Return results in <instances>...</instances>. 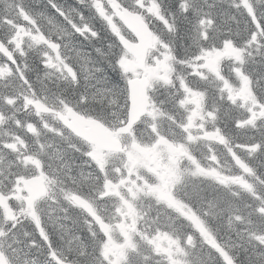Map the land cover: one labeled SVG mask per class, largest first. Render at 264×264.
Segmentation results:
<instances>
[{
    "label": "bare ground",
    "instance_id": "1",
    "mask_svg": "<svg viewBox=\"0 0 264 264\" xmlns=\"http://www.w3.org/2000/svg\"><path fill=\"white\" fill-rule=\"evenodd\" d=\"M135 1L139 3V0ZM177 1L181 3L186 0ZM48 2V0H0V32H2L3 35L11 32L5 22L6 18L9 17V14H15L18 11H25V9L27 11L33 12L35 7L36 9L38 8V6L44 7L45 3ZM216 2L218 4H221V6L217 7L215 10H212L210 13L211 17L215 21V24H208L206 21L204 22L208 27L211 28V31L208 34H204L200 29L196 28L197 26L194 27L187 38L189 39V47L187 50L181 51L182 57L179 62L183 66L188 68L189 66L195 65L198 62L197 60L200 56V53L206 48L207 43L209 41L211 43L213 39L216 42L217 38L220 43L227 41H239L243 48H247L248 50V54L251 59L250 64L252 70H254L257 74L264 73L263 42L256 36L257 30H264V28L260 27V18L264 17V0L254 1V3L256 4L249 10L245 7L239 8L235 3H233L235 2L234 0L231 1L232 3L226 2L224 0H217ZM191 4L194 6H198V4L195 2H192ZM249 17L252 18L251 21L249 20ZM81 19L82 21L86 22V25L91 30L96 32L97 29H95V27H93L92 25L96 22V20H93L88 12H84L83 16H81ZM252 22H255L257 27L256 31L252 33L251 39H249V32L251 30ZM203 35H207L209 38L204 39L202 38ZM68 43L73 45L72 40H68ZM114 54L117 57L118 55H120V53L117 52H115ZM99 73V71L93 73L94 80L100 86L105 87L103 85H105L106 78H98ZM3 84L10 88L13 87V81H10L8 77L6 78V82H4ZM30 89L33 91H31V97L33 98L37 95L36 93H34L37 92V89L34 87H30ZM112 90H114V88H106L105 93L109 94ZM38 91L40 92V90ZM29 97L30 91L21 86L20 83H18V85H16L11 91L7 92V94L3 93L2 83H0V110L4 111L7 114L9 113V115L12 116H18L19 113H21L22 116L15 118L17 119V121H27L22 112L23 106L27 104ZM5 99L6 102L8 100H15L17 104L14 106H9L5 103ZM4 133L5 134L2 135V138L7 139V146L3 148L2 160L4 161V164L7 165V170H9V173H11L10 171L14 169L13 163L18 162L24 164L26 159L31 160L32 157L29 155V153L33 150L40 149V146L45 142V140L49 142L48 136L44 135L43 138L32 140V142L28 144L27 151L25 153L19 148H15V151H10L8 149L9 137L13 136V132L11 130L5 129ZM82 135H85V138L87 139H89V137H92V135L88 134L85 131H82ZM49 157H51L52 161H56V157L58 156L57 154L55 155L54 150H52L49 153ZM70 157L72 158V160H74L75 163L79 164L78 158H76L75 156L73 158L72 155H70ZM75 169V167L72 169V173H74ZM64 170L69 171L67 167H64ZM36 173L38 174L28 176L26 180L30 182H34L35 180L38 183L41 182L46 189L47 182L44 180V178L47 176L44 173V169H42V171H37ZM80 179L84 183L89 182V177L87 175H80ZM182 185L183 188H185L189 192H192L194 190L192 184L187 180H184ZM195 191L205 192L206 187L204 188L201 185H197ZM94 193L95 191L93 190V194ZM228 194L234 197L227 200L228 202L231 201L234 206L240 207L241 205H249L247 197L242 195L241 193L239 194L233 190H228ZM217 198H219V202H217ZM217 198H212L205 204L197 205L199 206L198 210H200L206 217H212L215 213L225 211V198ZM26 205H29V203H26ZM48 216L50 226L54 227L58 231L60 230L59 233L54 234L56 238L53 239H55L56 244H59L60 241H63L64 245H68L72 242H77V245L80 248L86 250L85 252H83L84 254L93 256L97 252V250L99 249L97 246V238L94 236L92 237L89 233L86 232L84 222H82L83 215L77 213L72 207L65 206L57 208L53 212L49 211ZM228 217V221L226 223L224 222L222 225H219L220 227L217 230L218 237L222 241H226L228 248L233 251H242V248L246 250L251 245L250 248H252L253 252L259 251L260 246L256 242H251V236H253L254 232L249 229L248 219L246 217H239L231 212L229 213ZM257 218L258 217H255V219ZM6 224L12 227L13 222H7ZM37 227V224L33 226V228L35 229ZM255 230L264 234V230L260 226H258ZM2 231V221L0 220V233H2Z\"/></svg>",
    "mask_w": 264,
    "mask_h": 264
},
{
    "label": "clouds",
    "instance_id": "2",
    "mask_svg": "<svg viewBox=\"0 0 264 264\" xmlns=\"http://www.w3.org/2000/svg\"><path fill=\"white\" fill-rule=\"evenodd\" d=\"M50 39H52V36H49ZM61 45H63V41H57ZM61 51L63 54H65L67 57H70V63L76 64L74 57L71 56L70 53L64 52V49L61 48ZM79 70V69H78ZM103 73L98 74V78L102 77ZM71 84V83H70ZM72 87L85 94L88 95L90 92V85L91 81L87 80L85 78V75L83 72H81V78L79 85H74L71 84ZM82 105V102L80 101V98L76 101L75 106L77 108H80ZM106 112H110V109H105ZM51 121H56L55 116H48L47 117ZM59 123V121H57ZM70 132V130H67ZM51 157H44L41 156V163L44 165V173L48 177L47 181V188L46 192L43 195V197L36 202L35 206V215L43 218L45 216L46 209L48 208H60V207H74V204L69 201L67 197V192L68 191H74L75 188L73 186V179L74 176L64 170L63 164H60L58 162H51ZM57 169H60L59 171ZM33 174H38L35 172L33 169ZM9 194L6 192L5 196H8ZM16 206L20 208V212L17 215L16 219H19L20 215H23L25 219L32 220L33 219V214H32V208L31 205H23L20 202L16 203ZM13 227H15V223H13Z\"/></svg>",
    "mask_w": 264,
    "mask_h": 264
},
{
    "label": "snow or ice",
    "instance_id": "3",
    "mask_svg": "<svg viewBox=\"0 0 264 264\" xmlns=\"http://www.w3.org/2000/svg\"><path fill=\"white\" fill-rule=\"evenodd\" d=\"M49 7L50 11L48 13L49 20L50 22H55L56 25L60 28L61 31L68 32L71 30V34L73 35H82V32L80 31L81 25L76 24L75 18L69 19L70 13H75L77 16H83V13L79 12L78 9H64L62 6L58 5L55 3V0H49ZM25 11H27L25 9ZM32 16V23L37 25L39 27V22L35 18L34 14H30ZM57 17L60 19L58 20ZM249 20L251 21L252 18L249 17ZM260 27L264 28V17L260 18ZM256 23L252 22L251 25V30L249 32V39H251V35L253 32L256 31ZM35 39V43L40 44L41 41H45L47 43V36L46 34L43 33V30L41 29V35L38 39ZM52 48L53 49H61L64 47V45H61L57 41H52ZM26 55V53L24 54ZM56 59L59 61V63H54L53 62V57L51 55H46L45 60H44V67L48 69H53L57 71H61V69L66 70V74L64 75V79L68 81L71 84L74 85H79L80 78H81V68L78 63L73 64L70 63V57H65L63 52L57 51ZM117 64H119V60H117ZM79 69V70H78ZM0 72L9 74L7 68H0ZM22 79L30 84V81L27 80V76H22ZM88 96L81 93L80 95V101L81 102H87ZM65 107H67L70 111L74 110V106L72 103L67 102V101H62L61 102ZM99 118V117H97ZM37 163H40L37 161ZM264 211V209H262ZM148 243H151V241H147ZM104 241H100V245L103 246ZM187 255V253H185ZM102 260V257H101ZM191 264V262H189Z\"/></svg>",
    "mask_w": 264,
    "mask_h": 264
},
{
    "label": "trees",
    "instance_id": "4",
    "mask_svg": "<svg viewBox=\"0 0 264 264\" xmlns=\"http://www.w3.org/2000/svg\"><path fill=\"white\" fill-rule=\"evenodd\" d=\"M66 1L70 2V0H65L64 2H66ZM164 1H165L166 9L170 13H172L174 15V17H177V21L178 20L182 21V20H185V19L188 20V23L187 24H188L189 28L192 31V29L195 27V24L197 22V19H196V16H195V9H197L198 7H192L189 10V13H187L186 18H182V17H180L177 14L178 13V10L181 9L180 8L181 5L178 2H175L174 3V0H164ZM71 3H73V2H71ZM207 3H209L210 5L203 7V4H202V5H200V7H203V9H205L204 17H207L208 19L213 20V18L210 15V13L212 11L211 9H213L217 5H215L213 3V1H209ZM189 7H191V6H189ZM73 8L74 9H78L79 12H81L83 14H84V12H88L90 14V16L92 17V19L93 20H96V22L94 24H92V25H93V27H95V29H97L96 30L97 32L102 33L103 30L106 31V32L108 31V29H109L108 27H110V26L103 25V22H101L100 17L96 13L94 14V10L93 9H91L89 7H78L76 4L73 5ZM183 8L185 9V7H183ZM49 11H50V9H49ZM76 17L78 18V20L82 21L81 16H77L76 15ZM57 19L59 20L60 18L57 17ZM38 22H39L40 26L45 29V31L43 30V33L44 34H46V35L55 34V36H57V37H55V40L56 41H63V42L68 43V40H70V39L72 41L78 40V39H82L81 38L82 37L81 35H73V34H71V30H69L68 32H64V31H60L59 29H54L52 26L47 25L46 24V21L44 19H40ZM82 22H85V21H82ZM52 29H54V32L53 33H51ZM179 32H181V31H179ZM182 39L186 40L187 38L186 37H183ZM36 60H38V59L36 58ZM36 60L32 62V65H33V68H36L37 69V68L40 67V64ZM40 81H42V80H40ZM55 88L58 91H63V93L65 91V90H59L57 87H55ZM37 94L39 95L40 98L46 97V92L45 91H43V92L40 91ZM102 107H105L106 108L107 106H102ZM2 227H4V224H2ZM36 240L39 241L41 239L39 237H37ZM39 247L41 248V245ZM57 247H59V246H57ZM245 252H247V250H245V249H242V251H238V254L239 255L241 254V257H239V262H245V264L246 263L256 264L255 260H258V261L261 262V259L260 258L257 259V257H251V256H249ZM262 263L264 264V261Z\"/></svg>",
    "mask_w": 264,
    "mask_h": 264
},
{
    "label": "rangeland",
    "instance_id": "5",
    "mask_svg": "<svg viewBox=\"0 0 264 264\" xmlns=\"http://www.w3.org/2000/svg\"><path fill=\"white\" fill-rule=\"evenodd\" d=\"M244 86H245V83L241 81V87L244 88ZM149 124H150V122H149ZM149 124H148V126H149ZM198 140H199V134L192 135V137L189 138L190 142H193V143L196 144L195 148H202L204 145H202L200 143V141H198ZM174 150L177 151V154L174 153V152L170 153V154L173 157H176V158L172 161L173 163L167 164V169H166L167 170L166 171V176L168 177V184L170 186L173 183H177L180 180V177L177 176L176 171L178 170L177 168H179V166H180L179 163H180L181 159L183 158V154H184V151H185V146H183V145L175 146ZM211 153L213 155H215V156L214 157L213 156H207L206 157V155L202 156L204 162L206 164H209V165L212 162H214V164H218L220 162H223L225 164V166L220 167V170L223 171V172H227L230 169V167H231V163H230V160L228 158V155H226L225 152H223L222 150H218L217 148L212 149ZM132 156H134V155H132ZM134 157L136 158L138 156L136 155ZM34 164H36V165H34ZM32 165H34L35 168H39V167L44 168V165L42 163H37L35 160L32 162ZM193 167H194V169L192 168L193 170L198 171V168L196 167L195 164H194ZM209 170H211V168H209ZM228 178H235V176L229 175L227 177V179ZM13 200L14 201H18L16 198H13ZM166 205L171 210L173 209L177 213L181 212L180 209L178 208L180 206V204H179V202L177 203V200H175V199H173L172 202L170 201V203H166ZM167 215L170 216V212ZM223 222H225V221H223ZM195 228H199L201 230L202 226L198 225ZM203 239H205V238H203ZM205 240H207V239H205ZM126 244H127V242H126ZM126 244H125L123 239H116V243L113 242V244H112V247L114 248V250L112 248L108 249L109 254L111 255V253H112V254H114V256L118 257L121 260H126V262H127L129 260V255H127V254L125 255L124 254L125 249L128 248V246ZM177 253H180V252L178 251ZM112 256L113 255H111V258H112ZM92 257L94 258V256H92ZM112 262H116V261L113 260ZM255 262H256V264H261V262L258 261V260H255ZM140 264H141V262H140Z\"/></svg>",
    "mask_w": 264,
    "mask_h": 264
},
{
    "label": "water",
    "instance_id": "6",
    "mask_svg": "<svg viewBox=\"0 0 264 264\" xmlns=\"http://www.w3.org/2000/svg\"><path fill=\"white\" fill-rule=\"evenodd\" d=\"M112 8H114V7H112ZM116 11V10H115ZM120 16H121V18H123V16H124V14H120ZM124 19H126L128 22H129V24L132 22V19H130V18H128L127 16H124ZM121 42L123 43V45L126 47V49L127 50H129L130 52H132V53H134L135 54V56L138 58V60L140 61V62H142L143 61V59H144V56H145V45H142V46H140V48L138 47V46H133L132 44H130V43H128L127 41H125L123 38L121 39ZM137 87H140L139 88V93H138V98H139V102L141 103L140 104V106H137V105H135V107H134V116H133V118L134 117H138L141 113H143L144 111H145V107L144 106H146L145 105V103H146V99L145 98H143V96L141 95L142 93H143V87H141L139 84H137ZM141 111V112H140ZM140 112V113H139ZM105 148L106 149H109V150H112V149H115L116 147H114V146H107V145H105ZM117 149V148H116Z\"/></svg>",
    "mask_w": 264,
    "mask_h": 264
}]
</instances>
